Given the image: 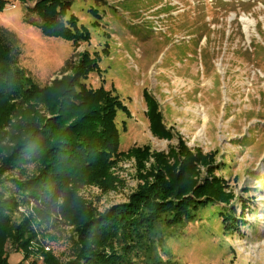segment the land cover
Masks as SVG:
<instances>
[{"label": "rangeland", "instance_id": "1", "mask_svg": "<svg viewBox=\"0 0 264 264\" xmlns=\"http://www.w3.org/2000/svg\"><path fill=\"white\" fill-rule=\"evenodd\" d=\"M70 14L90 33L87 41L44 36L24 21L18 2L0 11V28L13 34L20 66L41 86L77 54L99 56L100 71L86 83L112 90L129 111L117 116L120 151H132L109 168L115 182L86 185L81 196L100 212L127 202L149 170L150 153L181 140L193 152L214 154L223 167L215 174L244 221L239 232L226 230L216 215L225 207H208L165 231L157 249L163 264H264V0H73ZM144 90L160 104L169 137L151 132ZM146 146L142 165L132 153ZM43 240L45 252L63 259L70 252L64 239ZM6 250L9 264L38 258L22 260L10 244Z\"/></svg>", "mask_w": 264, "mask_h": 264}, {"label": "trees", "instance_id": "2", "mask_svg": "<svg viewBox=\"0 0 264 264\" xmlns=\"http://www.w3.org/2000/svg\"><path fill=\"white\" fill-rule=\"evenodd\" d=\"M9 2L22 4L24 21L46 37L74 45L90 38L70 14L73 0H0V11ZM99 71V56L84 51L38 85L20 66L15 37L0 28V264H9L7 244L22 260L35 256L42 264H163L157 249L165 231L215 205L225 207L216 214L224 229L240 231L234 194L215 174L222 165L181 140L166 153H150L149 170L127 202L100 212L81 196L86 185L111 186L109 168L132 151L119 148L117 116L128 114L125 105L112 90L86 83ZM143 92L151 132L169 137L160 104ZM133 154L143 165L149 147ZM45 237L68 241L67 257L45 252Z\"/></svg>", "mask_w": 264, "mask_h": 264}, {"label": "built area", "instance_id": "3", "mask_svg": "<svg viewBox=\"0 0 264 264\" xmlns=\"http://www.w3.org/2000/svg\"><path fill=\"white\" fill-rule=\"evenodd\" d=\"M45 248H47V247H45Z\"/></svg>", "mask_w": 264, "mask_h": 264}]
</instances>
